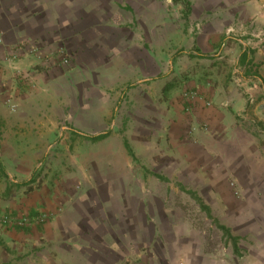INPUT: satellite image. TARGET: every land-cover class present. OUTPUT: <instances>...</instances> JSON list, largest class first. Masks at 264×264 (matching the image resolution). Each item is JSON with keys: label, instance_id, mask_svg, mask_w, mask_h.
Instances as JSON below:
<instances>
[{"label": "crops", "instance_id": "obj_1", "mask_svg": "<svg viewBox=\"0 0 264 264\" xmlns=\"http://www.w3.org/2000/svg\"><path fill=\"white\" fill-rule=\"evenodd\" d=\"M126 8H132L127 24L138 26V32L127 35L120 25L128 17ZM254 28H264V0H0L4 41L0 45V127L3 130L4 121L13 116L5 106L9 97L19 105L16 119L25 116L21 108L28 102L27 87L17 74L48 68L51 77L59 76L52 56L60 46L76 59L86 57L89 71L102 65L106 66L101 72L110 71L111 64L116 71L131 66L141 77L138 83L177 68L185 71L190 64L225 58L230 62L229 76L218 83L189 85L203 100L195 101L189 112L182 97L176 102L166 130L167 144L176 155L172 169L176 168L180 181L197 177L212 182L213 194L227 200L226 226L238 238L239 249L228 241V264H264V45ZM123 40L124 48L127 44L134 50L127 62L119 54ZM34 46L40 52L34 53ZM246 48L252 51L247 68L240 63ZM246 70L258 77L245 78ZM46 75L36 74V78L47 81ZM137 82L127 85V90ZM207 101L211 106H206ZM231 180L240 197L228 187ZM67 218L61 214L44 226L43 235H50L58 248L53 264H221L196 250L199 240L190 235L183 245L169 241L168 254L159 257L155 240L149 246L123 238L106 240L100 248L90 246L85 240L92 231L82 232L84 239L78 241Z\"/></svg>", "mask_w": 264, "mask_h": 264}, {"label": "rangeland", "instance_id": "obj_2", "mask_svg": "<svg viewBox=\"0 0 264 264\" xmlns=\"http://www.w3.org/2000/svg\"><path fill=\"white\" fill-rule=\"evenodd\" d=\"M181 10L183 17L185 10ZM126 12L128 17L120 24L126 27L125 34L138 32V26L127 24L132 8ZM124 42L119 41V54L127 62L134 50L127 44L124 48ZM32 51L38 53L40 48L34 46ZM52 57L59 76L51 77L48 68L17 74L27 87L23 118L16 119L20 110L14 97L5 101L13 116L4 121L3 130L0 127V161L11 178L0 173V264H53L58 248L43 230L65 213L73 226V238L82 240V232L92 231L85 240L90 246L100 248L106 240L120 238L142 240L149 246L155 240L154 252L159 257L168 254L169 241L183 245L190 235L199 240L196 250L228 264V240L187 191L207 196L203 201L211 207L213 218L228 226L227 200L213 194L216 185L212 182H200L197 177L180 181L176 168L172 169L177 159L167 144L166 130L170 112L184 91L197 89L189 85L195 81L218 83L230 75V62L225 58L205 60L188 65L185 71L177 68L138 83L141 77L131 66L116 71L111 64L110 71L101 72L106 66L102 65L89 71L86 57L76 59L63 46ZM36 74H47V81L39 82ZM133 82L137 86L127 90ZM72 129L111 133L102 141L91 142ZM125 139L139 162L128 155ZM34 173L44 184L33 192L26 193L25 188L11 183L29 180ZM228 187L240 197L234 181Z\"/></svg>", "mask_w": 264, "mask_h": 264}, {"label": "trees", "instance_id": "obj_3", "mask_svg": "<svg viewBox=\"0 0 264 264\" xmlns=\"http://www.w3.org/2000/svg\"><path fill=\"white\" fill-rule=\"evenodd\" d=\"M251 50L249 48H246L241 56H240V63H242L246 68L249 66V64L251 63L250 61V54H251ZM245 78H252V77H258L257 73H254L253 71L250 70H246L244 75ZM133 86V85H130ZM75 134H77V136L87 140V141H91V142H99L102 141L104 139H106L109 135H110V131L106 132V133H101V134H97V135H90V134H85V133H80L77 130H74ZM124 146L126 151L128 152V155L132 157V159L136 162H139V159L137 157V155L135 154L130 142L125 139L124 140ZM0 173L2 176H4L7 179H11L9 173L7 172L5 166L3 165V163L0 161ZM157 177H159L160 179H163V176L157 175ZM12 185H15L18 188H25V192L29 193V192H33L39 188H41L44 184V180L38 178L37 173H34L32 175V177L29 180L26 181H22V182H15V181H11ZM8 193L10 192V189L8 188ZM190 196L192 198H194L197 203L199 204L200 208L207 213V215L214 220V222H216L218 228L223 232L224 237L228 240L231 241L234 248L236 249V251H238V246H237V241L238 238L236 236H234L229 227H227L224 224L219 223L216 219L213 218L212 215V210L209 207V205H207L203 199L201 197H199L197 195L196 192L192 191V190H188L187 191Z\"/></svg>", "mask_w": 264, "mask_h": 264}, {"label": "built area", "instance_id": "obj_4", "mask_svg": "<svg viewBox=\"0 0 264 264\" xmlns=\"http://www.w3.org/2000/svg\"><path fill=\"white\" fill-rule=\"evenodd\" d=\"M253 33L255 35L256 38H258L261 41V44L264 45V28L261 29H256L254 28ZM3 43L2 38L0 37V44ZM182 100L184 101V108L185 111H190V109L192 108V105L195 103V101H200L203 100L202 96L200 95V93L198 91H194V90H186L184 91V93L182 94ZM249 101L251 103H254L255 99L253 97H249ZM206 106L209 107L211 106V102L207 101ZM236 193L238 194L239 191H236Z\"/></svg>", "mask_w": 264, "mask_h": 264}]
</instances>
